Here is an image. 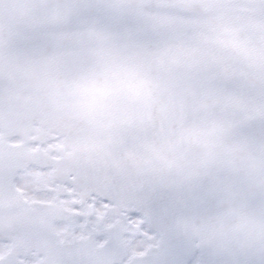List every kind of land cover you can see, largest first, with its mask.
<instances>
[{
  "label": "snow or ice",
  "instance_id": "snow-or-ice-1",
  "mask_svg": "<svg viewBox=\"0 0 264 264\" xmlns=\"http://www.w3.org/2000/svg\"><path fill=\"white\" fill-rule=\"evenodd\" d=\"M0 264H264V0H0Z\"/></svg>",
  "mask_w": 264,
  "mask_h": 264
}]
</instances>
